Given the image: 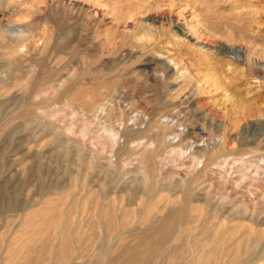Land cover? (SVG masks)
<instances>
[{
    "label": "rangeland",
    "instance_id": "374dc122",
    "mask_svg": "<svg viewBox=\"0 0 264 264\" xmlns=\"http://www.w3.org/2000/svg\"><path fill=\"white\" fill-rule=\"evenodd\" d=\"M128 262L264 264V0H0V264Z\"/></svg>",
    "mask_w": 264,
    "mask_h": 264
},
{
    "label": "bare ground",
    "instance_id": "6f19581e",
    "mask_svg": "<svg viewBox=\"0 0 264 264\" xmlns=\"http://www.w3.org/2000/svg\"><path fill=\"white\" fill-rule=\"evenodd\" d=\"M165 120L166 121H172V120H174V116H172V115H169V116H165ZM178 120V119H177ZM176 120V121H177ZM105 127V126H104ZM199 130L201 131V133H203L204 132V129H203V127L202 128H199ZM159 132V131H158ZM117 134V133H116ZM67 139V138H66ZM219 142H220V140L218 139V140H216V141H214L213 142V144L215 145V144H219ZM79 146V145H78ZM88 152V151H87ZM259 166H260V164H259ZM262 166V165H261ZM258 167V166H257ZM243 169V168H242ZM259 169V168H258ZM260 169H261V167H260ZM238 171L240 172L241 170H240V168H238ZM259 172V171H258ZM157 227V226H156ZM168 231V230H167ZM132 259V258H131ZM128 264H129V262H128ZM141 264V263H140Z\"/></svg>",
    "mask_w": 264,
    "mask_h": 264
}]
</instances>
